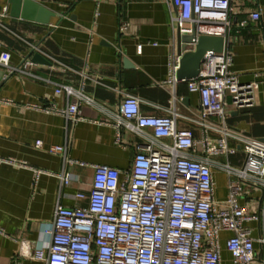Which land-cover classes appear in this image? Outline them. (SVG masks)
Returning <instances> with one entry per match:
<instances>
[{"label": "crops", "instance_id": "1", "mask_svg": "<svg viewBox=\"0 0 264 264\" xmlns=\"http://www.w3.org/2000/svg\"><path fill=\"white\" fill-rule=\"evenodd\" d=\"M15 7L12 0H0V53L9 50L11 64L19 67L5 77L7 69L0 65V157L26 161L30 167L47 171L36 177L32 168L18 164H0V264H44L43 261L20 256L23 238L45 245L50 237L45 227L53 221L57 203L75 207L87 204L76 197L92 187V167L69 165L67 170L80 176L60 190L59 173L63 158L50 151L52 145L68 144L69 157L90 164L116 167L123 173L130 168L136 146L143 139L136 133L117 129L109 112H117L125 92L142 99L144 114L163 115L172 107L178 112L199 114L200 95L190 92L187 82L159 83L167 80L169 60L178 55L177 29L172 16L177 9L168 0H23ZM233 29L227 38L233 56L232 69L242 82L258 81L256 101L251 106L236 108L231 102L225 108L226 125L242 134L264 138V0H233ZM7 8V12L4 13ZM262 10L261 19L251 21L250 13ZM246 20V26L241 22ZM122 21L130 22L120 32ZM241 29V32L237 30ZM31 44L38 46L33 49ZM140 45L142 47L140 48ZM194 45L183 44V52ZM40 52L50 63L33 61ZM129 64L125 65L123 59ZM63 63L69 69H63ZM81 73H86L83 77ZM81 89L100 106L83 102L81 119L69 129L62 114L47 113L33 107L56 104L66 107L77 96L57 93L59 85ZM218 121L216 118H212ZM178 125L191 128L196 137L201 129L183 118ZM151 133L150 127L144 128ZM216 137V134L211 135ZM42 140L41 147L36 141ZM168 142H171L168 139ZM238 152L228 161L240 166L244 157L238 143L229 139ZM201 149V147H199ZM241 155V156H239ZM222 155L213 158L216 198L225 200L227 174L217 162H226ZM225 176L224 186L219 178ZM241 203L252 205L261 214L259 220L246 223L252 235L264 234V192L252 187ZM230 231H221L222 264H230L232 255L226 249ZM256 261L264 264V253L255 242Z\"/></svg>", "mask_w": 264, "mask_h": 264}, {"label": "built area", "instance_id": "2", "mask_svg": "<svg viewBox=\"0 0 264 264\" xmlns=\"http://www.w3.org/2000/svg\"><path fill=\"white\" fill-rule=\"evenodd\" d=\"M168 1L177 9L172 16L174 29L180 28L182 34L195 33L194 43L201 35L219 36L225 42L223 51L210 50L204 54L199 73L190 80L178 78L181 55L173 56L167 80L159 83L175 88L178 82H187L189 91L200 95V113L188 116L178 112L174 97L166 114H144L142 99L125 92L118 111L109 112L117 129V141L121 139V129L126 128L144 142L136 146L130 168L124 173L113 166L69 157L68 144L52 145L50 151L60 155L64 163L62 171L52 173L59 177L60 190L80 180V176L67 170L73 164L93 168L92 187L88 193L76 194L87 200L84 206L57 203L53 221L45 227L49 241L40 246L23 238L20 256L44 264H222L223 230L232 232L226 240V249L232 255L230 264H254L255 242L260 243L264 253V234L255 238L246 226L249 221L259 220L261 214L254 206L241 203L242 196L248 194L245 188L264 192V140L226 125L225 108L229 102L236 108L251 106L260 87L256 80L242 82L232 69L234 59L227 38L233 29V0ZM261 16L262 10H256L249 18L258 21ZM245 23L246 20L240 23L242 28ZM129 27L130 22L122 21L119 30L125 32ZM31 46L39 50L38 46ZM60 64L63 69L70 68ZM0 65L7 69L5 77L21 70L11 64L9 50L1 51ZM81 74L86 77V73ZM56 91L75 95L78 100L64 108L56 104L32 106L62 114L67 129L81 119L83 102L100 106L72 85H59ZM178 118L197 124L201 136L196 137L191 128L179 127ZM146 127L152 132L145 131ZM212 133L216 137H211ZM229 139L242 148L244 157L240 166L228 161L239 150ZM42 145V140L36 141L37 147ZM219 155L227 159L217 162L228 177L225 200L216 198L212 170L213 158ZM3 163L32 168L26 161L13 157H0V164ZM32 169L36 177L47 173Z\"/></svg>", "mask_w": 264, "mask_h": 264}, {"label": "water", "instance_id": "3", "mask_svg": "<svg viewBox=\"0 0 264 264\" xmlns=\"http://www.w3.org/2000/svg\"><path fill=\"white\" fill-rule=\"evenodd\" d=\"M15 7L23 5V0H12ZM195 33L191 35L182 34L180 28L177 29V43H178V54L181 55L180 68L178 69V78L190 80L193 79L199 73L202 57L210 50L217 52L223 51L224 41L219 36H207L201 35L194 43ZM183 44L194 45L193 50L183 52ZM33 61L49 64L50 61L44 57L40 52H36L32 57ZM125 65L129 62L127 59H123ZM264 140V138H263Z\"/></svg>", "mask_w": 264, "mask_h": 264}, {"label": "rangeland", "instance_id": "4", "mask_svg": "<svg viewBox=\"0 0 264 264\" xmlns=\"http://www.w3.org/2000/svg\"><path fill=\"white\" fill-rule=\"evenodd\" d=\"M239 156H241V155H239ZM225 161H226V159H225ZM232 163H233L234 165L237 164V162H235V161H232ZM237 165H238V164H237ZM219 180H220V185H221V186H224V185L226 184V182H227V180L225 179V176L220 177Z\"/></svg>", "mask_w": 264, "mask_h": 264}]
</instances>
